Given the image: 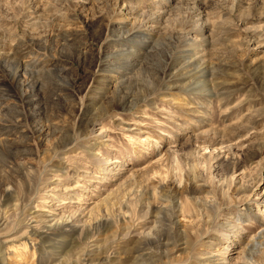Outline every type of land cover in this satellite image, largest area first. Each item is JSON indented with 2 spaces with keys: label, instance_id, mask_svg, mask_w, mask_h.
Listing matches in <instances>:
<instances>
[{
  "label": "rangeland",
  "instance_id": "1",
  "mask_svg": "<svg viewBox=\"0 0 264 264\" xmlns=\"http://www.w3.org/2000/svg\"><path fill=\"white\" fill-rule=\"evenodd\" d=\"M0 264H264V0H0Z\"/></svg>",
  "mask_w": 264,
  "mask_h": 264
},
{
  "label": "bare ground",
  "instance_id": "2",
  "mask_svg": "<svg viewBox=\"0 0 264 264\" xmlns=\"http://www.w3.org/2000/svg\"><path fill=\"white\" fill-rule=\"evenodd\" d=\"M31 190H32V188L30 187V189H29V192H31ZM20 200H21V203L23 202L22 201V198H20ZM106 207V206H105ZM70 219V218H69ZM60 222V221H59ZM62 223L61 224H56V225H54V226H50V227H48L47 228V230L48 231H54V230H58L59 228H62V226H63V221H61ZM65 222V221H64ZM65 224V223H64Z\"/></svg>",
  "mask_w": 264,
  "mask_h": 264
}]
</instances>
